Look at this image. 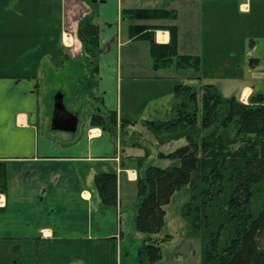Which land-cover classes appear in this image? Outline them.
Segmentation results:
<instances>
[{
    "label": "crops",
    "instance_id": "crops-1",
    "mask_svg": "<svg viewBox=\"0 0 264 264\" xmlns=\"http://www.w3.org/2000/svg\"><path fill=\"white\" fill-rule=\"evenodd\" d=\"M139 9L177 18L124 15ZM92 14L100 48L94 96L86 93L78 39L80 22ZM135 25L176 26L178 55L199 57L201 69L155 70L149 42L131 38ZM153 36L158 45L171 41L165 29ZM73 69L84 74L85 100L70 105L88 108L89 117L81 128L64 104L78 118L76 132H66L53 124V85L67 79L59 72L74 80ZM186 79L238 92L233 96L243 104L264 90V0H0V164L7 182L0 264H124L125 213L138 201V179L155 159L168 163L160 153H172L144 122L171 119L174 87ZM102 106L131 122L125 136L91 125ZM102 173L117 175L116 206L102 203L94 182Z\"/></svg>",
    "mask_w": 264,
    "mask_h": 264
},
{
    "label": "trees",
    "instance_id": "trees-1",
    "mask_svg": "<svg viewBox=\"0 0 264 264\" xmlns=\"http://www.w3.org/2000/svg\"><path fill=\"white\" fill-rule=\"evenodd\" d=\"M124 15L137 20H170L177 15L166 10H128ZM171 34L168 45L154 41L155 30ZM131 38L148 41L155 70L176 66L181 71L201 69L199 57L178 55L176 26L135 25ZM86 66L90 96L97 86V59L100 54L99 28L94 14L78 28ZM131 122L117 111L100 110L91 116V125L117 135ZM159 146L185 139L187 144L161 159L179 163L160 168L149 166L138 179V206L135 229L144 235L137 264H156L162 259L159 241L153 238L166 226L165 207L174 195L191 188L192 198L183 216L202 232V264H264V90L254 93L248 104L224 96L214 85L202 87L178 83L174 87L171 119L144 122ZM122 136V138H123ZM239 144L238 148L233 146ZM149 156L139 158L143 163ZM5 165L0 164V193L6 192ZM95 186L106 207L118 204L116 174H98Z\"/></svg>",
    "mask_w": 264,
    "mask_h": 264
},
{
    "label": "rangeland",
    "instance_id": "rangeland-1",
    "mask_svg": "<svg viewBox=\"0 0 264 264\" xmlns=\"http://www.w3.org/2000/svg\"><path fill=\"white\" fill-rule=\"evenodd\" d=\"M83 72L79 73L77 69H73L72 73L69 72L68 75L62 72H59V80L66 78V80L61 82L54 83L56 92L53 93V101L55 104L56 97L61 94L64 97V104L68 109H72L77 113L81 128L85 125L88 120L89 110L81 104H76V107L70 105L72 102L82 103L81 100H85V97L80 92V84ZM189 76V75H188ZM54 78V75H53ZM208 82V80H207ZM186 85L195 87L202 94V87L205 83L186 79L183 82ZM209 84V83H208ZM225 88L222 86L221 93L226 97H231V95H236L238 92H229L223 90ZM262 92V91H260ZM47 93H44L46 98ZM141 99V98H140ZM139 101V98H137ZM141 102V101H140ZM139 103V102H138ZM136 106H139V104ZM104 110V107L102 106ZM164 114V109H161ZM168 116H161L160 119H169ZM171 117V116H170ZM187 144L186 140H176L171 142L166 151L174 152L180 147H183ZM239 144L233 146V148H238ZM157 166L160 168H168L170 166H178L179 163L168 161V163L155 159L149 166ZM146 167V169H147ZM192 190L191 188H185L182 191L176 193L169 205L165 207L166 211V226L163 231L154 235L153 238H156L159 241L162 259L156 264H202V232L196 231L190 224L189 220L183 216L184 206L191 201ZM138 201L132 209L126 210V216L128 217V236L127 242L123 243V256L124 264H135L136 259L138 258L139 249L142 247V241L140 238L144 235L138 233L135 229V219L137 214Z\"/></svg>",
    "mask_w": 264,
    "mask_h": 264
},
{
    "label": "water",
    "instance_id": "water-1",
    "mask_svg": "<svg viewBox=\"0 0 264 264\" xmlns=\"http://www.w3.org/2000/svg\"><path fill=\"white\" fill-rule=\"evenodd\" d=\"M53 124L56 129L66 132H76L78 118L70 114L64 105L63 95L59 94L55 99Z\"/></svg>",
    "mask_w": 264,
    "mask_h": 264
}]
</instances>
